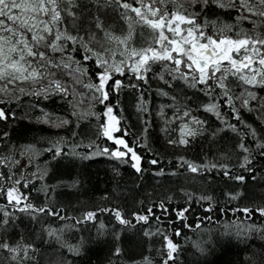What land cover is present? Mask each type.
Instances as JSON below:
<instances>
[{"label":"snow or ice","instance_id":"1","mask_svg":"<svg viewBox=\"0 0 264 264\" xmlns=\"http://www.w3.org/2000/svg\"><path fill=\"white\" fill-rule=\"evenodd\" d=\"M210 8L211 18L206 14ZM109 10L123 21L126 31L118 33L112 25L106 26L105 14ZM217 12L231 18L225 19ZM137 26L142 35L144 28L151 33L143 46H136L133 40ZM155 66L161 68L155 78L164 85L156 92L173 102L161 104L157 112L163 120L160 131L166 143L187 147L196 137L210 133L216 138L224 130H231L234 139L230 151L213 153L211 157L205 153L201 159L180 154L174 161L176 167H159L161 154L154 152L147 138V113L151 109L144 93ZM59 73L70 79L63 80ZM178 84L202 94L203 101L198 100L193 107L186 97L173 94L170 89ZM77 85L91 93L87 100ZM125 88L138 93L135 108L142 130L132 141L127 139L130 129L124 117L115 110H124L120 97ZM257 89L264 91V0H88L86 4L83 0H0V122L9 125L8 130H0V264H40L42 248L52 240L66 248L68 254H79L83 238L71 243L65 233L90 221L98 237L107 235L111 225L112 258L108 264H188L185 253L189 249L193 255L207 256L210 250L206 242L200 238L190 240L184 229H200L202 219L216 220L218 213L233 214L232 220L223 222V236L264 237V193L257 199L246 187L249 177L254 183L264 182V96ZM56 95L61 99L71 97L68 102L77 127L81 119L96 118L95 138L86 142L90 151H77L85 144L84 137L79 144L69 143L68 137H53L45 148L12 141L16 108L24 105L25 98L29 108L40 110L37 121L56 126L71 122L67 116L51 119L53 114L37 99L48 100ZM77 95L81 99L74 103ZM84 103L87 108H80ZM96 104L103 105L102 113L94 110ZM166 107L174 109L171 116L166 114ZM242 109L255 112L259 124L249 122ZM198 110L203 114H196ZM217 121L219 126L213 128ZM77 135L74 130L72 137ZM101 138L103 144L99 143ZM138 148L154 153L148 164L156 166L151 171L161 178L183 175L187 179L195 174L194 180L206 176L205 183L211 185L215 174L226 184L232 183L222 190L223 201L182 186L179 192L183 204L176 203L175 207L171 202L177 197L171 192L163 199L150 201L146 208L140 202L137 208L107 204L79 212L69 211L67 205L48 196L62 186L49 185L45 180L50 161L69 155L83 159L104 155L123 158L137 173H143L144 157ZM42 152L52 155L41 165L37 157ZM258 160L262 162L259 165ZM79 183L74 180L68 186ZM102 199H109V194L105 192ZM192 202L206 213H195L194 224L189 222ZM157 208L161 215L155 214ZM104 213L110 225L100 219ZM20 214L33 225L31 230L22 224ZM53 219L74 223L56 226L45 222ZM37 224L40 226L35 227ZM132 226L143 232L141 241L149 238V252L154 256L122 258L121 231ZM181 236L189 248L178 242ZM59 264L70 262L62 256Z\"/></svg>","mask_w":264,"mask_h":264},{"label":"trees","instance_id":"2","mask_svg":"<svg viewBox=\"0 0 264 264\" xmlns=\"http://www.w3.org/2000/svg\"><path fill=\"white\" fill-rule=\"evenodd\" d=\"M88 0H83V3H87ZM210 16L212 9L206 13ZM216 15H222L225 19L231 18L228 14L223 12H217ZM234 15V13L232 14ZM106 26L112 25L116 32L126 31V25L121 21L116 13L109 10L106 14ZM250 26V25H249ZM141 28L137 26L134 33V43L136 46H143L149 42L148 37L150 31L147 28L143 29V35L141 34ZM211 31V28H209ZM161 70L160 66H155L154 71L149 73V84L144 86L145 99L148 100L151 111L147 113L150 117L149 128L147 130V138L149 146L154 149V152L161 154V163L159 167H176L174 163L177 155L186 154L193 159H201L205 153L210 157L213 153L230 151L234 134L231 130H224L218 137L212 138L210 133L205 134L203 137H196L193 142L187 147H174L166 143L165 134L160 131L163 127V120L157 116L159 106L161 104L171 105L173 102L170 97H163L156 92V88L164 86L163 82L158 81L155 78V73ZM60 78L63 80H69L70 78L64 73H59ZM79 93H85V100L90 97L91 93L88 92L82 85L76 86ZM173 94H178L181 98L186 97L187 102L195 107L196 102L203 101V96L200 93H196L192 89H182L178 84L176 88L170 89ZM259 91L261 96H264V91ZM69 98L61 99L59 95L51 96L48 100L37 98L42 106L53 115L51 119L55 120L56 116H67L71 121L69 124H60L56 126L54 124H48L43 121H37L36 116H39L40 110L36 108L28 107V98H25L24 105L16 108L17 119L14 122L12 129V141L17 144L23 143H36L38 147H47V140L57 136H64L69 138V143H80L81 137L85 138V144L81 145L77 151L87 152L90 149L87 148V140L95 138L96 133V118L90 116L87 119H81L79 121V127H77V118L72 116V108L69 105ZM138 93L134 89L125 88L120 99L123 101V112L119 107L115 110L120 113L126 121V126L129 127V133L127 139L132 141L135 136L139 135L142 130V125L137 116V110L135 108L136 99ZM80 96L77 95L74 103L80 101ZM115 99V97H113ZM240 102L237 101V104ZM80 108H87V103L81 104ZM95 111L103 112V105L96 104ZM174 109L165 108V112L168 116L172 115ZM245 118L252 123L259 124V120L255 112H249L242 109ZM196 114H203V110H198ZM29 117H31L29 119ZM207 118V117H205ZM214 120L215 118L212 117ZM176 127L179 126V122H176ZM219 126L217 121L212 127ZM9 125L0 122V130H8ZM76 131L78 135L72 137V132ZM43 138V139H42ZM104 138L99 140V143L103 144ZM112 143V142H109ZM211 147V152L209 151ZM65 152L69 149L64 146ZM144 157L142 164L145 169L143 173H137L135 169L131 167L130 163H127L123 158L116 159L104 155L93 156L87 159H83L78 156H65L58 157L54 161H50L48 165V176L45 177L46 182L49 185L60 184L62 186L57 187L54 192H49L48 196L53 197L58 202H62L68 206L69 211H81L92 206L103 207L107 204L122 205L127 208L140 207V202H143V207H147L150 201H158L163 199L169 192L176 195L177 200L172 201L173 207L176 203L183 204L180 187L191 188L193 191H204L205 194H212L221 201L223 197L221 195L222 190H226L228 185L232 182L225 183L224 179L215 177L214 182L211 185L205 183L207 177H196L195 180L192 176H188L187 179L183 175L180 177H172L165 175L163 178L156 176L151 171V167L148 164V160L154 153H149L143 148H138ZM2 152V149H0ZM52 155L50 152H42L37 160L42 165L44 161L49 160ZM26 162V159H25ZM261 161H257L259 165ZM35 167V165H34ZM115 169V171H114ZM74 180H79V184L69 187V183ZM36 183V182H33ZM39 187V184H36ZM246 187L251 193H255L257 199L261 193H264V182H253L249 177ZM109 194V199H102L104 193ZM34 195V194H33ZM44 194L41 193V199ZM39 202V201H37ZM247 201H241L245 203ZM59 206V204H57ZM223 206V204L221 205ZM195 213L206 214L205 210L196 202H192L191 212L189 213V222L195 223L197 216ZM156 215H161L160 209H156ZM21 215V222L29 230L33 228V225L29 223L28 218ZM171 216L172 214L169 213ZM238 217L243 216V213H237ZM100 219H103L105 223L110 225L108 214L104 213L100 215ZM202 219V216H201ZM233 214L231 212L224 214L218 213L216 220L207 221L202 219L203 227L200 229H184L185 236L190 240L200 238L206 242L209 248V254L207 256L193 255L191 249L185 253L188 264H194V262H200L204 264H253V260L256 264H264V237L259 234H254L250 237L237 238L235 235L231 238L225 237L221 233V227L225 220H232ZM217 221L220 224H217ZM45 222H52L56 226L60 224L74 223L69 220H45ZM95 223H98L95 222ZM179 225V221H175ZM37 224L35 227H39ZM159 226V224H155ZM144 227H149L145 224ZM122 247L124 249L123 259H139L141 255L154 253L149 252L148 237L143 236V232L137 230L135 226L121 231ZM83 238V251L79 254H68L66 248H61L60 245L52 240L46 246H43L40 253V264H59L60 258L63 256L70 264H108L110 256L109 249L111 247V241L113 236L111 233V225L109 226L108 233L105 236H97L96 227L94 222H88L87 225H83L80 229H70L65 233V239L71 243ZM156 240L159 237L155 238ZM178 242L183 244L185 248H189L188 244L184 243L185 237L181 236L177 238ZM42 243V242H41ZM0 255H3L0 253Z\"/></svg>","mask_w":264,"mask_h":264}]
</instances>
